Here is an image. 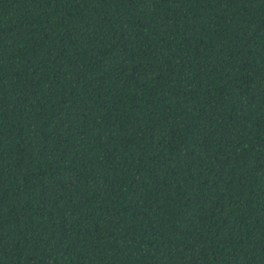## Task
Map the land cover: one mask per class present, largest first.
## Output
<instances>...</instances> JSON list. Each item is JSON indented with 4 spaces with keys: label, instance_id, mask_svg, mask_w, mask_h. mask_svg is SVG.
<instances>
[{
    "label": "trees",
    "instance_id": "16d2710c",
    "mask_svg": "<svg viewBox=\"0 0 264 264\" xmlns=\"http://www.w3.org/2000/svg\"><path fill=\"white\" fill-rule=\"evenodd\" d=\"M0 264H264V0H0Z\"/></svg>",
    "mask_w": 264,
    "mask_h": 264
}]
</instances>
